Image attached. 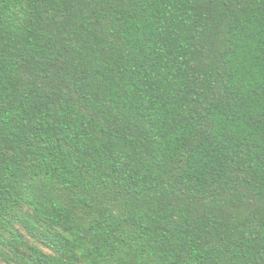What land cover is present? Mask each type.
Listing matches in <instances>:
<instances>
[{
    "label": "trees",
    "instance_id": "trees-1",
    "mask_svg": "<svg viewBox=\"0 0 264 264\" xmlns=\"http://www.w3.org/2000/svg\"><path fill=\"white\" fill-rule=\"evenodd\" d=\"M0 264H264V0H0Z\"/></svg>",
    "mask_w": 264,
    "mask_h": 264
}]
</instances>
